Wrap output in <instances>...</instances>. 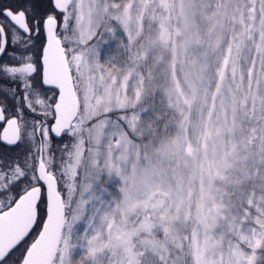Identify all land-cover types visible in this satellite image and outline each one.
<instances>
[{
	"label": "rangeland",
	"instance_id": "374dc122",
	"mask_svg": "<svg viewBox=\"0 0 264 264\" xmlns=\"http://www.w3.org/2000/svg\"><path fill=\"white\" fill-rule=\"evenodd\" d=\"M165 1L160 4L173 24L154 13L151 23L164 22L159 45L170 49L165 97L182 116L176 136L157 151L167 168L141 155L129 134L142 138L153 130L143 125L146 111L133 110L143 91L140 68L113 74L99 63L97 47L85 49L107 14L134 43L149 0H126L122 8L111 0L72 3L75 37L66 52L76 76V121L86 128L89 146L54 264H72L77 255L84 264H137L140 252L158 251L141 238L156 222H194L195 264H255L264 244V0H227L233 28L225 35L221 27L212 43V52L224 51L211 78L213 61L205 54L187 60L199 43L196 0ZM104 114L110 116L101 119Z\"/></svg>",
	"mask_w": 264,
	"mask_h": 264
},
{
	"label": "trees",
	"instance_id": "16d2710c",
	"mask_svg": "<svg viewBox=\"0 0 264 264\" xmlns=\"http://www.w3.org/2000/svg\"><path fill=\"white\" fill-rule=\"evenodd\" d=\"M111 1L120 8L126 2V0ZM168 1L166 0L165 3ZM226 2L227 0H196L199 43L188 53L187 60L191 64L193 59L205 54L210 61H213L210 63L212 68L209 78L218 72V62L214 64V60L219 59L224 51L222 47L216 53L212 52V43L217 33L222 29L221 27L225 29V35L233 28V24L229 20L230 15L226 14ZM160 3V0H149L143 21V33L134 43L129 41L123 28L115 19L107 14L100 25L98 34L85 45V49L97 47L99 49V63L104 69L113 74L118 73L122 76L133 67L140 68L144 76V85L141 98L133 110L143 109L146 111L142 118L143 125L144 127L153 128V130L150 129L145 132L142 138H138L132 132L129 134L138 142L141 155L148 156L155 165L167 168L168 163L159 160L157 151L162 140L165 141L176 136L182 123V116L168 106L165 97V92L169 87L170 49L169 46L159 45L160 29L164 22H159L158 18L154 23H151V19L153 13L157 14L158 17H166L168 25L173 24V19L171 14L168 16V13L171 12H165ZM112 30H116V34L108 36V33ZM163 57H166L164 62L161 61ZM166 60L168 64H165ZM108 116L110 115L104 114L100 118ZM75 124L77 130H74V132L69 131L71 136L62 137L60 140L55 139L53 142L54 147L63 145L65 142L68 145L65 149L68 158L64 160L62 165L64 175L55 176L60 186V193L65 201L66 217L69 216L81 187L82 173L89 146L86 128L80 130L77 121ZM155 131L156 133L153 134ZM150 139L152 142H150ZM110 186L116 188L117 184L114 183ZM7 208H0V212ZM140 221L141 218H138L133 219L131 222L135 224ZM193 228L194 222L181 223L177 226H172L168 222L154 223L153 229L141 238L152 241L158 247V251L154 256L140 252L137 264H195L191 249ZM40 230L33 231L1 264H20L27 248L35 240ZM256 254L255 264H264V244L262 248L256 251ZM84 263H88L87 259L81 255H77L72 261V264Z\"/></svg>",
	"mask_w": 264,
	"mask_h": 264
},
{
	"label": "snow or ice",
	"instance_id": "6c2138e0",
	"mask_svg": "<svg viewBox=\"0 0 264 264\" xmlns=\"http://www.w3.org/2000/svg\"><path fill=\"white\" fill-rule=\"evenodd\" d=\"M50 20L63 24L59 0H0V208L38 187L31 231L47 218L46 177L64 175L68 145L53 142L71 136L59 126L58 88L47 79Z\"/></svg>",
	"mask_w": 264,
	"mask_h": 264
},
{
	"label": "water",
	"instance_id": "95a60500",
	"mask_svg": "<svg viewBox=\"0 0 264 264\" xmlns=\"http://www.w3.org/2000/svg\"><path fill=\"white\" fill-rule=\"evenodd\" d=\"M71 3L72 0H59L62 13L66 12ZM54 25V21H48L50 42L47 79L58 88L56 109L59 126L68 131L77 118L78 104L68 63L60 41L55 36ZM46 180L47 218L21 264H54L60 249L66 225L64 198L60 194L57 179L48 176ZM40 196L41 190L35 187L26 192L10 211L0 215V263L31 233L37 221L36 202Z\"/></svg>",
	"mask_w": 264,
	"mask_h": 264
},
{
	"label": "flooded vegetation",
	"instance_id": "af4514ba",
	"mask_svg": "<svg viewBox=\"0 0 264 264\" xmlns=\"http://www.w3.org/2000/svg\"><path fill=\"white\" fill-rule=\"evenodd\" d=\"M72 3L68 7V9L66 10V12L65 13H62V15H63V24L60 26V29H56V25H54L55 26L54 28H55V36L60 41V44L62 46L64 55H65L66 60H67V63H68L70 76H71V79H72L74 88L76 89V86H75V84H76V82H75V80H76L75 79L76 78L75 71H74V68L72 67L73 65L70 62L69 55L67 56V53H66V43H68V41H70V40H73L74 37H75L74 24L72 23V19L73 18H71V15H70V13L72 11ZM57 18L59 19V16ZM50 22H52V21L50 20ZM54 24H55V22H54ZM54 95L56 96V103H57L58 92H56ZM76 96H77V92H76ZM68 131H70V130H68ZM58 140H60V139H58ZM0 148H2V146H0ZM22 196H23V194L19 197V199ZM19 199H17L16 202L14 204H12V206L8 207L7 209L2 210L0 212V215L6 213L8 211H10L13 207H15V205L17 204V202L19 201ZM32 232L33 231H31V233Z\"/></svg>",
	"mask_w": 264,
	"mask_h": 264
}]
</instances>
